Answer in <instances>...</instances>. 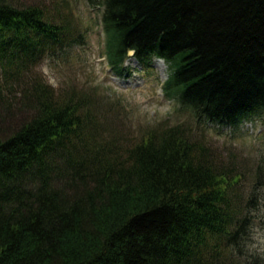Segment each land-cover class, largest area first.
Wrapping results in <instances>:
<instances>
[{"label": "trees", "instance_id": "trees-1", "mask_svg": "<svg viewBox=\"0 0 264 264\" xmlns=\"http://www.w3.org/2000/svg\"><path fill=\"white\" fill-rule=\"evenodd\" d=\"M88 2L116 74L129 51L155 56L164 96L196 122H264V0ZM82 37L41 0H0V118L19 123L0 128V264H264L244 245L238 176L183 123L123 146L45 83L38 63ZM250 186L264 210V178Z\"/></svg>", "mask_w": 264, "mask_h": 264}, {"label": "rangeland", "instance_id": "rangeland-1", "mask_svg": "<svg viewBox=\"0 0 264 264\" xmlns=\"http://www.w3.org/2000/svg\"><path fill=\"white\" fill-rule=\"evenodd\" d=\"M41 1L57 20L67 17L70 25L80 27L83 34L79 43L60 47L38 63L36 70L45 83L59 95L79 98L80 104L87 103L105 135L117 136L120 140L113 138L114 141L125 142L123 146L151 127L183 123L192 139L205 145L216 162L228 166L238 176L244 209H250L243 244L250 251L264 253V210L254 202L256 198L248 203L250 185L258 175L264 178V122L254 117L236 129L196 122L164 96L162 82L169 69L163 60L152 56L150 67H144L131 54L120 74L111 69L105 57L100 7L90 5L88 0ZM2 119L0 128L5 133L19 126L18 122L8 124Z\"/></svg>", "mask_w": 264, "mask_h": 264}, {"label": "bare ground", "instance_id": "bare-ground-1", "mask_svg": "<svg viewBox=\"0 0 264 264\" xmlns=\"http://www.w3.org/2000/svg\"><path fill=\"white\" fill-rule=\"evenodd\" d=\"M131 54H133V52L132 51H129L128 52V55H131ZM158 60L161 61L162 59L158 58Z\"/></svg>", "mask_w": 264, "mask_h": 264}]
</instances>
